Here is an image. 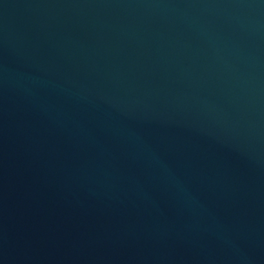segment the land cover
<instances>
[{"label": "water", "instance_id": "1", "mask_svg": "<svg viewBox=\"0 0 264 264\" xmlns=\"http://www.w3.org/2000/svg\"><path fill=\"white\" fill-rule=\"evenodd\" d=\"M0 264H264V0H0Z\"/></svg>", "mask_w": 264, "mask_h": 264}]
</instances>
